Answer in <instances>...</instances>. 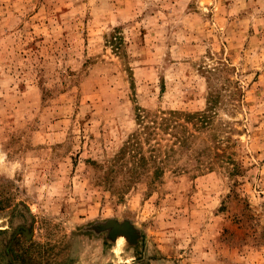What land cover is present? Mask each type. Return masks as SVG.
I'll list each match as a JSON object with an SVG mask.
<instances>
[{
  "label": "rangeland",
  "instance_id": "374dc122",
  "mask_svg": "<svg viewBox=\"0 0 264 264\" xmlns=\"http://www.w3.org/2000/svg\"><path fill=\"white\" fill-rule=\"evenodd\" d=\"M0 264H264V0H0Z\"/></svg>",
  "mask_w": 264,
  "mask_h": 264
},
{
  "label": "trees",
  "instance_id": "16d2710c",
  "mask_svg": "<svg viewBox=\"0 0 264 264\" xmlns=\"http://www.w3.org/2000/svg\"><path fill=\"white\" fill-rule=\"evenodd\" d=\"M212 103H215L214 100H212ZM179 113L178 112H174L171 111L169 113L168 116H160L157 114V112H146V113H141L137 115V119L138 122L140 123V125H144L143 128L141 130H139V133H134L130 140V144H133L136 142V144H139L140 141V131H142L143 129H147L148 132H150V135L152 134H156L157 129L164 127L166 130H168V128L172 127L174 128L176 125H173V121H178L176 119L177 115ZM203 116L198 117L199 121H208L209 120V116L206 115V113L202 114ZM191 115H187L186 116V121H190L191 120ZM152 123V124H151ZM208 123V122H207ZM174 124H177V122H175ZM179 139V141H184L183 137H179L177 138V140ZM144 161H146L145 156H141L139 158V162L143 163Z\"/></svg>",
  "mask_w": 264,
  "mask_h": 264
},
{
  "label": "water",
  "instance_id": "95a60500",
  "mask_svg": "<svg viewBox=\"0 0 264 264\" xmlns=\"http://www.w3.org/2000/svg\"><path fill=\"white\" fill-rule=\"evenodd\" d=\"M113 225L112 236L115 238L124 237L127 242L135 239V233L132 226L129 223L119 224L117 222H111Z\"/></svg>",
  "mask_w": 264,
  "mask_h": 264
},
{
  "label": "bare ground",
  "instance_id": "6f19581e",
  "mask_svg": "<svg viewBox=\"0 0 264 264\" xmlns=\"http://www.w3.org/2000/svg\"><path fill=\"white\" fill-rule=\"evenodd\" d=\"M118 242H120L121 244H124L125 243V238L124 237H119L117 239Z\"/></svg>",
  "mask_w": 264,
  "mask_h": 264
}]
</instances>
